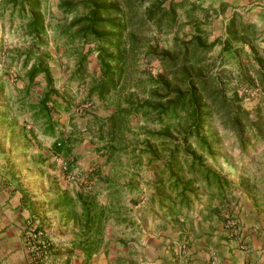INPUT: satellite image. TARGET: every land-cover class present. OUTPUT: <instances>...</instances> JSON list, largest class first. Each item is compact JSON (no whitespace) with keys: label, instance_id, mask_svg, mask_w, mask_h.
<instances>
[{"label":"trees","instance_id":"16d2710c","mask_svg":"<svg viewBox=\"0 0 264 264\" xmlns=\"http://www.w3.org/2000/svg\"><path fill=\"white\" fill-rule=\"evenodd\" d=\"M46 1L0 0V9L2 13L9 11L11 18L19 19V28L28 42L27 47L11 51L17 59L21 58L18 76L24 86L14 87L16 92L23 93L20 110L29 112L31 121L39 123L43 132L53 138L52 152L67 158L68 167L71 169L74 161L71 157V143L80 137L73 131L67 135L53 117L56 111H68L70 100L66 93L59 95L54 83L49 63L52 55L46 50L48 27L54 32L58 48L62 46L64 53L75 57V68L70 79L88 86L86 99L96 96L105 102L114 92L122 91V86L128 82L129 71L137 63V50H141L143 44L138 36L139 30L144 26L149 29L153 26L161 29L166 19L175 20L177 12L173 7L175 4L167 0H59L57 9L66 21L60 23L58 20L53 23L43 12L42 4ZM253 34L250 25L241 24L238 28L236 17L231 16L226 23L224 38L207 43L199 33H195L185 42L181 54L170 56L166 51H159L156 45L148 44L142 56L146 59L159 58L163 62L166 61L168 67L173 68L179 60L186 62L192 55L189 45L195 44V50L208 51L220 42L222 51H226L236 48L233 46L235 41H242L250 46L256 62L252 69L259 77V86L263 89L264 53L261 55V50L254 45V36H251ZM88 45L89 47H86ZM93 51L97 53L99 70L90 74L87 65L89 55ZM262 51L264 52V48ZM246 71L244 68V74ZM39 76H42L44 85L34 100L30 98V93ZM222 81L218 75L188 76L182 88H172L164 79H155L151 81L152 86L156 84L153 100L139 102L134 100L130 93L124 95L122 102L115 103L114 110L107 118L94 117L97 123L94 133L97 141L101 143L96 150L103 153L107 162L115 156L121 158L129 151L135 152L138 148L127 135L131 130V116L142 114L147 118L153 114L155 121L163 126V129L158 131H146L143 145L140 146L142 149H139L137 157L141 158L143 154H147L151 161H157L160 151L165 152V159L153 182V198L169 216H177L184 207L190 208L193 201L198 200L200 190L207 192L209 204L215 200L218 204L229 202L233 191L232 183L226 176L209 167L202 155L203 152L213 155L212 143L204 131L213 113H216L225 128L236 136L241 149L246 148L252 138L264 137L261 118L254 120L250 117L249 112L242 107L235 90L231 97L227 96ZM246 84L248 87L244 88L248 89L252 86V81ZM181 116L186 118L187 126L179 132L180 139L176 140L172 137V131L164 126L167 121L179 120ZM135 137L136 134L133 139ZM192 140L195 145L191 143ZM160 142L164 145L162 150L158 149ZM239 180L240 186L245 188L250 185L252 178L241 174ZM133 187L135 186L132 185ZM76 197L80 200L85 221L79 229L83 234L94 229L92 233L96 237L101 230L102 220L106 217L105 212L101 208H94V199L81 195ZM95 245L94 239L81 242L87 254H91ZM122 245L129 248L126 243Z\"/></svg>","mask_w":264,"mask_h":264},{"label":"crops","instance_id":"0c3cea01","mask_svg":"<svg viewBox=\"0 0 264 264\" xmlns=\"http://www.w3.org/2000/svg\"><path fill=\"white\" fill-rule=\"evenodd\" d=\"M169 1L175 4L177 15H218L224 21L229 15L242 19L248 15L247 22L252 24L247 25L264 32V0ZM22 96L13 83L9 93L0 97V264H31L23 244L24 223L31 217L40 219L53 241L54 256L43 264H264L263 189L250 185L237 192L233 189L225 204L216 200L209 204L207 192L200 190L198 201L177 216L156 206L141 214L143 200L129 208L121 200L124 190L136 193L141 189L125 185H136L137 169L130 173V180L121 183L123 187L117 185V176L109 178L106 171L105 175L94 174L97 169L89 166L92 149L87 139L79 138L71 143L73 166L70 172H62L51 149L53 138L31 121L29 112L20 110ZM57 121L62 129L61 118ZM76 133L81 137L80 131ZM110 164L116 162H109L108 169ZM118 170L116 164L113 171ZM77 176L85 179L82 189L76 184H82ZM234 182L239 187V178ZM49 188L56 197L51 205L46 199L41 202ZM83 193L96 201L95 209L105 212L96 237L94 229L85 234L79 229L85 221L76 196ZM92 239L96 245L87 254L81 242ZM111 246L116 248L111 250Z\"/></svg>","mask_w":264,"mask_h":264},{"label":"rangeland","instance_id":"374dc122","mask_svg":"<svg viewBox=\"0 0 264 264\" xmlns=\"http://www.w3.org/2000/svg\"><path fill=\"white\" fill-rule=\"evenodd\" d=\"M58 1L59 0H47L44 2L42 4L43 12L53 23H56L58 20L60 23H64L66 20L62 18V14L57 9ZM217 16L218 15L180 14L175 15V20L171 18L166 19L161 29L154 26L150 29L147 26L142 27L138 35L141 37L143 43L142 49L137 50V63L127 75L128 82L122 86V91L119 90L114 92L112 97L105 102L101 101L96 96L86 99L88 86L70 79V75L75 68V57L71 56V54L64 53L62 46L58 48L56 39L53 36L54 32L48 27V46L46 50L52 55V60L49 63L52 75L55 79L54 83L59 90V95L66 93L70 100V109L68 111L64 109L56 111L53 113V117L55 120L61 118V123L63 124L62 129L64 131V128H66V131H80L81 139L79 141L87 139V143L89 148L92 149L91 153L93 154L91 155L92 160L89 166L92 165L97 169L94 174L99 173L105 175L104 173L106 171L108 173L106 175H108L109 178L117 176V180L119 181L117 185L123 187L124 185L121 183L130 180L131 175L134 174V170L137 169L136 174L138 182L134 186H141V189L137 190L136 193L129 192V189L124 190L125 196L122 197L121 200L123 199L128 208L143 200L145 205L140 208L142 209L140 212L141 214L148 213L150 207L153 206L160 209L157 201L153 198V182L158 170L162 166L166 154L160 151V158L157 161H151L147 154H143L141 158L137 157V155L139 149H142L140 146L143 145L146 131H158L163 129V126L155 121V116L153 114L147 118H144L142 114L131 116L129 124L131 130L128 131L127 135L128 139L133 141L132 143L138 148L135 152L129 151L126 153L127 155L125 154L121 156V158L115 156L109 161L112 163L116 162L119 167L116 173L113 171V167L116 164L112 167L110 164V168L108 169L107 164L109 162L106 161L102 152L96 150L97 147H100L101 143L97 141L96 134L94 133L97 128L94 117L107 118L109 113L114 110L115 103L122 102L124 95L131 93L134 100L139 102L148 99L153 100V89L156 84L154 83V86H152L151 81L153 82L155 79H164L172 88H182L184 80L188 76L196 77L210 74L216 77L218 75L219 78L223 80L222 83L225 86L224 91L226 95L231 97L234 92L233 90H235L240 97L242 107L249 112L250 117L254 120L260 117L264 126V88H260L259 77L255 75L252 69V65L256 66V62L253 59L254 56L251 54L250 46L247 43L235 41L233 46L236 48L226 51H222L220 42L208 51L202 49L195 50V44L189 45V52L192 55L188 57L186 62L179 60L178 64L173 68L168 67V63L166 61H161L159 58L146 59L142 56L148 44L151 46L156 45L159 51H166L170 56L181 54L185 48V42L191 39L195 33H199L201 38L207 43L217 38H224L226 36V23L231 16L236 17L238 28L241 24H252L247 22L248 15H243L244 19H242L240 15H229L228 19L225 21L219 19ZM11 17L9 11L2 13L0 9V83L4 81L3 87H0V97L4 92H6V95L9 93L10 85L12 86L13 83L14 87L24 86V82L18 76L21 58L17 59L15 54L11 51L16 49L21 50L20 48L27 47L28 42L19 28V19ZM67 19L69 20V18ZM250 28L251 32L254 33L251 35L254 36V45L261 50L260 54L263 55L264 32L263 30L254 28L252 25ZM255 33L257 34L256 37ZM90 45L92 46V44ZM86 47H89V45ZM232 51L235 54L233 56L231 55ZM193 53L195 54L193 55ZM96 54V51H93L89 55L87 70L90 74L96 73L99 70ZM244 68L247 69L246 74H244ZM242 78H244V80H241ZM250 80L252 81V86L245 89L244 87H248L246 83ZM9 83L11 84L9 85ZM43 85L44 80L42 76H39L37 78V84L34 85L33 91L30 93V98L36 99V92H41ZM58 113L60 114L56 115ZM185 119L184 116H181L179 120L176 119L172 122L167 121L165 123L164 127H168L169 130L172 131V137L176 140L180 139L179 132L187 126ZM208 122L209 124L204 131L209 141L212 143L213 155L203 152L204 162L209 167L226 176L227 179L233 183L235 192H237L238 188H241L240 183L238 187L235 185L237 182H234L238 178L240 179L241 174L249 175L252 178L250 186L264 190V137L252 138L247 147L241 149L237 143L236 136L225 128V125L216 113H213V117ZM69 125L70 128H68ZM84 133L87 134L85 135ZM135 134L136 137L133 139ZM191 143L195 145L193 140ZM162 146H164L162 142L158 143L159 150L163 149ZM72 153L73 155H71V157L74 158V152L72 151ZM128 153L132 154V156ZM136 163L138 164L136 165ZM232 164H235L236 167H233ZM47 167H51V164ZM123 170L126 172H123ZM62 172L67 173V171L64 170H62ZM76 178L82 179L81 176H77ZM88 179L90 180V178ZM84 180L85 179L81 180L82 184L76 183L79 189H82ZM126 183L127 182H125L126 186H132ZM42 194L44 197L42 201L40 200L41 202L44 203L45 199L49 202V205H51L53 201L55 202L56 197L50 188L48 192H43ZM84 194L85 193L81 194V196L88 199L89 197L84 196ZM108 196L106 198L111 200L116 198L115 196ZM77 201L80 202L79 199H77ZM71 202L70 199L69 203ZM148 207L149 210H147ZM153 214L154 213H152V216ZM31 218L35 221L38 219L37 217ZM38 221L40 227L44 228L41 225L40 219H38ZM112 247H114V249L116 248L115 246H111V250Z\"/></svg>","mask_w":264,"mask_h":264},{"label":"built area","instance_id":"2783aa9c","mask_svg":"<svg viewBox=\"0 0 264 264\" xmlns=\"http://www.w3.org/2000/svg\"><path fill=\"white\" fill-rule=\"evenodd\" d=\"M54 157L59 161L62 170L70 171L67 158L57 154ZM23 244L31 264L48 262L54 252L52 239L33 218L27 219L24 223ZM184 247L185 245H181V249Z\"/></svg>","mask_w":264,"mask_h":264}]
</instances>
